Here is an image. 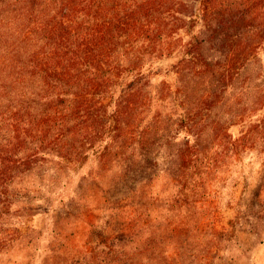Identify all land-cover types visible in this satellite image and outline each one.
I'll list each match as a JSON object with an SVG mask.
<instances>
[{
  "label": "trees",
  "instance_id": "16d2710c",
  "mask_svg": "<svg viewBox=\"0 0 264 264\" xmlns=\"http://www.w3.org/2000/svg\"><path fill=\"white\" fill-rule=\"evenodd\" d=\"M262 51L264 0H0V264L21 234L20 199L40 187L34 176L68 172L55 194L64 201L73 183L89 184L95 161L124 176L148 168L155 137L170 151L169 206L196 207L239 148L223 110ZM179 53L199 96L167 133L163 107L181 92L157 84L154 68Z\"/></svg>",
  "mask_w": 264,
  "mask_h": 264
},
{
  "label": "rangeland",
  "instance_id": "374dc122",
  "mask_svg": "<svg viewBox=\"0 0 264 264\" xmlns=\"http://www.w3.org/2000/svg\"><path fill=\"white\" fill-rule=\"evenodd\" d=\"M183 55L154 68L157 84L181 92L182 106L169 99L163 107L167 133L174 130L173 118L194 107L199 96L198 81L179 73ZM258 57L260 69H248L241 93L229 91L223 110L228 133L240 138L239 148L229 149L209 174L207 197L196 207L169 206L177 195L167 175L170 151L155 137L148 168L124 176L122 167L114 164L108 171L95 161L89 184L73 183L64 201L55 194L68 172L31 177L40 187L19 201L27 207L15 218L21 234L2 264H264V51ZM185 136L183 131L179 139ZM80 168L72 163L69 171L77 175ZM146 171L152 183L142 182Z\"/></svg>",
  "mask_w": 264,
  "mask_h": 264
}]
</instances>
